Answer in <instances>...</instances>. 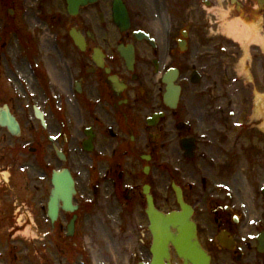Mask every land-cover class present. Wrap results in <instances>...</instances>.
I'll return each mask as SVG.
<instances>
[{"label": "flooded vegetation", "instance_id": "af4514ba", "mask_svg": "<svg viewBox=\"0 0 264 264\" xmlns=\"http://www.w3.org/2000/svg\"><path fill=\"white\" fill-rule=\"evenodd\" d=\"M120 1L128 27L116 20L115 0L76 14L67 0H0V224L11 223L0 226V256L18 251L15 241L34 225L35 264H110V256L114 264H200L195 244L209 264H264V115L251 113L253 93L242 115L232 96L218 99L217 83L194 84L196 69L185 72L180 43L197 27L201 0ZM252 3L262 0L237 1L235 12L250 16ZM171 68L181 87L174 109L164 100ZM153 172L165 209L176 185L193 211L188 258L170 244L154 253L145 193ZM114 216L121 242L108 241L103 226ZM90 231L101 241L90 245Z\"/></svg>", "mask_w": 264, "mask_h": 264}, {"label": "rangeland", "instance_id": "374dc122", "mask_svg": "<svg viewBox=\"0 0 264 264\" xmlns=\"http://www.w3.org/2000/svg\"><path fill=\"white\" fill-rule=\"evenodd\" d=\"M205 2L206 0H201L200 2L201 6L197 13V15H199L197 27H189L190 31H192L188 39V50L186 52L180 51L184 54L182 56V64L185 72L188 74L193 69H198L200 72L207 71V75L203 73V80L200 84L217 83L218 89L216 94L218 99H223L226 103L227 99L232 96L239 107L245 110L241 112L242 115L248 114V108L251 107V104L246 102L248 92H252L254 95L251 113L258 114L259 112L264 111V87L261 89H258L255 86L253 87V84H264V43H258L260 47L251 46L252 43H249L247 48L245 39H243V41L236 40L237 42H231L222 36V34L224 35V26L226 24H230L242 32H245L247 26H255L253 28L255 30L253 31H258L259 28L258 32H260L261 37L264 40L262 17L254 15V18L251 20L245 17V14L234 13L229 16L227 14H229L233 7L227 2L223 3L222 0H220V2L218 0H209L211 3L208 6ZM252 6H254V3H252ZM0 10H2L1 5ZM213 14L216 16H213ZM238 19H241V22L245 24V27H240V22H237ZM216 21H218V24H216ZM210 38L212 41L209 43ZM212 43L216 44L218 58L216 68L210 69V57L206 54L205 47ZM231 52L236 54L237 57L236 55L235 57L230 55ZM235 69L237 70V73L234 72ZM242 72L245 74V76H243L244 80H242V77H239V74ZM243 84H247L248 86H242ZM188 95L189 92H187L186 97H188ZM248 146L249 144L247 140L240 145L243 149ZM155 174L156 172H153L148 176V181L154 186L152 194L155 196V203L159 208H164L165 204L162 202L163 197L158 190L162 185L163 180L161 176L156 177ZM246 189L248 190L251 202L255 188L248 187ZM172 208H177L175 202H169V208H164V210H170ZM127 217H130V212L127 214ZM113 218L105 217L103 219L105 221L103 222L105 223L103 226L107 233V240L113 241L114 239L115 242H121L120 239L118 240L120 237L118 230H120L121 226L116 216ZM8 225L11 226V223L8 220H6L4 224H0V226ZM34 230V225H32L26 229L25 237H19L17 240L18 242L15 241L16 243L13 240L15 244H18V251L16 249L9 251H7V249L3 250L5 254L0 256L3 261L2 264H11L12 262H15V264H35L33 248L35 242L33 238L35 236V233L33 232ZM6 236L9 237L7 233ZM90 238H93L92 242L88 241L90 242V245L101 241L96 238L92 231L89 232V239ZM3 243H6V245L8 244L11 248L14 246V244L12 245L11 240H4ZM0 245V249L6 248V246L1 243ZM15 256H18L19 262H17ZM23 259L26 260L25 263L23 262ZM106 259L110 264H114L112 256H110L109 259L108 257Z\"/></svg>", "mask_w": 264, "mask_h": 264}, {"label": "bare ground", "instance_id": "6f19581e", "mask_svg": "<svg viewBox=\"0 0 264 264\" xmlns=\"http://www.w3.org/2000/svg\"><path fill=\"white\" fill-rule=\"evenodd\" d=\"M237 22H240L239 23L240 27H245V24H243L241 22V20H237ZM224 34L226 35V37L228 36V37L233 38L234 40H238V41L239 40L243 41V39H245V41H246L245 43H246L247 48H248L249 43L250 44L251 43H264L263 38L260 35H258L255 31H253V28L250 29L249 27H247L245 32H242L240 30H237L236 27H234L230 24H226L224 26ZM242 66H243V64H242ZM172 99H174V98L172 97Z\"/></svg>", "mask_w": 264, "mask_h": 264}, {"label": "water", "instance_id": "95a60500", "mask_svg": "<svg viewBox=\"0 0 264 264\" xmlns=\"http://www.w3.org/2000/svg\"><path fill=\"white\" fill-rule=\"evenodd\" d=\"M96 0H84V2H82V4H88V3H93V2H95ZM172 79V78H171ZM168 83H169V92L171 93V99H170V93H169V96H168V99L169 100H171V101H169V102H175L178 98H177V88L175 87V86H173V84H172V82L170 81V80H166ZM171 90V91H170ZM172 97L174 98V99H172ZM154 207H153V202L152 201H150V211H153L154 212ZM156 214V213H155ZM158 216H161L162 217V215H158ZM155 217H157L156 215H155ZM173 218V217H172ZM171 218V219H172ZM174 243H176L175 245H177V247H179V245H178V243L176 242V241H174Z\"/></svg>", "mask_w": 264, "mask_h": 264}]
</instances>
